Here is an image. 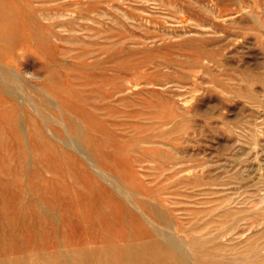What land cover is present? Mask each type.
<instances>
[{"label": "rangeland", "instance_id": "rangeland-1", "mask_svg": "<svg viewBox=\"0 0 264 264\" xmlns=\"http://www.w3.org/2000/svg\"><path fill=\"white\" fill-rule=\"evenodd\" d=\"M157 231L264 264V0H0V264H179Z\"/></svg>", "mask_w": 264, "mask_h": 264}, {"label": "bare ground", "instance_id": "bare-ground-1", "mask_svg": "<svg viewBox=\"0 0 264 264\" xmlns=\"http://www.w3.org/2000/svg\"><path fill=\"white\" fill-rule=\"evenodd\" d=\"M15 96V95H14ZM16 97V96H15ZM18 98V97H17ZM35 108V107H34ZM32 110V109H31ZM36 111H38V110H36ZM34 112V111H33ZM43 120V119H42ZM72 128V127H71ZM73 132V131H72ZM77 132V131H76ZM57 139V138H56ZM77 142V141H76ZM80 144V143H79ZM72 146H74V145H72ZM97 167V166H96ZM97 169H98V167H97ZM100 170V169H99ZM98 170V171H99ZM94 171V170H93ZM94 172H96V171H94ZM104 180H105V178H104ZM107 181V180H106ZM111 185H112V183H111ZM115 185V184H114ZM117 189V188H116ZM131 205V204H130ZM157 236H158V238H159V241H158V243H163L164 244V246L165 247H168V248H170V249H172V250H174L176 253H177V255H178V259H180L179 261V264H188V261H187V258L185 257V254H183V251H182V246L181 245H178L174 240H173V238L171 237V236H169V235H167V234H165V233H161V232H158L157 231ZM145 251V250H144ZM143 251V252H144ZM146 252V251H145ZM145 252H144V254H145ZM187 256V255H186ZM144 264H165V263H163L161 260H158V261H154V262H148V261H146L145 260V262H144Z\"/></svg>", "mask_w": 264, "mask_h": 264}]
</instances>
